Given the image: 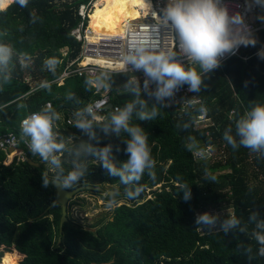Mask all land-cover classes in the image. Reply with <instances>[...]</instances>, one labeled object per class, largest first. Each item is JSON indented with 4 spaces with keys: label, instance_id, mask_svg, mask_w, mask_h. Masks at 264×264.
Instances as JSON below:
<instances>
[{
    "label": "trees",
    "instance_id": "trees-1",
    "mask_svg": "<svg viewBox=\"0 0 264 264\" xmlns=\"http://www.w3.org/2000/svg\"><path fill=\"white\" fill-rule=\"evenodd\" d=\"M88 1L13 0L0 7V132L30 136L43 119L24 129L21 121L46 102L55 123L65 116V144L42 137L29 152L39 165L16 161L19 151L8 161L0 149V263L264 264V30L246 42L241 57L192 82L200 98L194 107L166 104L156 90L139 93L130 73L110 72L104 88L118 111L105 109L100 120L88 116L79 128L66 119L85 115L100 95L88 76L58 79L82 50L71 33ZM201 106L207 119L196 122ZM223 123L233 127L230 143ZM53 143L61 155L51 156L48 167L41 153ZM193 145H217L225 154L197 161ZM55 179L69 190L116 185L115 195L101 198L128 202L114 205L95 231L77 224L68 204L61 233ZM91 190L100 193L84 192ZM202 200L216 203L204 207ZM199 209L232 213L195 220Z\"/></svg>",
    "mask_w": 264,
    "mask_h": 264
},
{
    "label": "built area",
    "instance_id": "built-area-1",
    "mask_svg": "<svg viewBox=\"0 0 264 264\" xmlns=\"http://www.w3.org/2000/svg\"><path fill=\"white\" fill-rule=\"evenodd\" d=\"M150 10L139 9V18L129 22L123 35H101L94 40L87 37L90 0L78 9L81 22L72 36L82 45L78 57L63 70L59 83L71 74L90 77L99 98L87 107V113L68 117L70 125L82 127L88 116L101 119L102 112L118 105L110 102L104 80L110 72H128L139 93L158 91L166 104H178L181 109L200 103L193 93L192 82L215 66L232 57H241L246 42L264 30V0H147ZM154 13L155 16L152 15ZM199 63L202 71L192 69ZM52 108L46 102L40 112L30 113L21 121L24 129L42 120L47 129L58 128ZM204 106L200 107L196 122L207 119ZM94 120V119H93ZM1 123V121H0ZM11 148L9 151L8 149ZM0 149L9 161L11 152L19 151L16 161L29 157L34 145L29 135L16 129L0 132ZM54 149L44 155L51 157Z\"/></svg>",
    "mask_w": 264,
    "mask_h": 264
},
{
    "label": "rangeland",
    "instance_id": "rangeland-1",
    "mask_svg": "<svg viewBox=\"0 0 264 264\" xmlns=\"http://www.w3.org/2000/svg\"><path fill=\"white\" fill-rule=\"evenodd\" d=\"M12 1L13 0H9L6 4H4L1 7L9 5ZM129 1L130 0H128V1L122 0V3H123L122 6L130 5L129 7H131V4H130L131 1L130 2ZM133 4H138V3L133 2ZM93 14H92V16H93ZM92 16H91V21H92ZM91 21L89 23V29L90 30H91ZM90 35L91 34L88 33L89 38H90ZM67 50H68L67 48L63 49L64 54H66ZM194 64H196V67H193V69H192L193 73L194 74L200 73L202 71L201 65L199 63H194ZM230 114H233V113L229 112L228 115H230ZM93 119L94 120H100L99 118H94V117H93ZM64 120H65V116L60 115V119L58 120V123H57L58 129L52 133H49V131H47L43 126L34 130L32 132V134L30 133L31 134L30 135L31 141L33 143H35L37 141V139L39 140L42 137H43L42 138L43 142H46L45 140H47V141L54 140V139L58 140L60 138L61 142L63 144H65V141H64L65 139H63V135L61 134V132H62L61 125H63ZM242 122L244 124V120H242ZM197 125H199V124H197ZM244 126H246L248 128L249 123L247 122V120L245 121ZM230 127H232V126H230L228 123H223L221 125V129L223 130V138H224V140L228 141L227 143H230L234 140L232 138V136H234V138H235V133H234V130L232 129L233 127L232 128H230ZM41 134H42V136L39 137V135H41ZM230 135H232V136H230ZM37 136H38V138H37ZM74 139L75 138L70 137V138L66 139V142H72ZM57 148H58V146H56L55 143H53L52 145H49L46 148L45 152H48L49 149H54L56 152ZM222 148L218 147L217 145H209V146L193 145L192 146L196 160L208 162V163H211V161L219 159V158L223 159L225 152L223 151ZM13 152L14 151H12L11 154H13ZM60 155L61 154H58V155L54 154L53 158H55L54 156L57 157ZM53 158L51 157L48 160H46L45 165L49 167V164H51ZM207 172H209V171H207ZM216 172H219V171L216 170ZM94 188H96V187H94ZM116 188H117L116 185L102 184V186L97 187V190H96V191H100V193L93 192L92 190L88 191V192H84V191L79 192L69 202V204L72 203V208H71L72 219L74 221H76L77 224L82 225L84 228H87L88 230H91V231H95L96 229H95L94 225L97 224L98 222L103 221L105 218H107L108 214L111 212L114 205L126 204L128 202L127 199H125V198H121L120 200H118L117 202H114V203L111 201L103 200L101 198V195L102 196H106L107 194L115 195L117 193L115 191ZM112 189H114V190H112ZM110 191H113L114 193L110 194L109 193ZM150 197L151 196H149V198ZM204 202H205L204 207H210L208 205H213V203H216V201H214V200L212 201L211 204H208L209 203L208 200H205V201L202 200L201 201V203H204ZM208 209H210V208H208ZM212 213H213L214 218L223 219V217H225L226 214H229V216H230V213H232V211H230L229 209H226V210L219 209V210H215L213 212H209V215H208V212L200 211V209H199L194 213V219L195 220H200V219L201 220H204V219L208 220L212 216V215H210ZM215 224L217 225L216 222H215ZM210 226H211V224H210ZM1 253H2V249H0V257L2 255Z\"/></svg>",
    "mask_w": 264,
    "mask_h": 264
},
{
    "label": "bare ground",
    "instance_id": "bare-ground-1",
    "mask_svg": "<svg viewBox=\"0 0 264 264\" xmlns=\"http://www.w3.org/2000/svg\"><path fill=\"white\" fill-rule=\"evenodd\" d=\"M8 1L0 0V7ZM108 1L113 5L115 4L113 0ZM90 5L88 11L89 23L92 14L95 12L92 16L91 30L88 23L89 34H91L90 40H94L101 35H123L128 28L129 22L139 18V9L150 10L149 3L148 5L138 4L129 8L128 6L122 7L121 3L111 6L107 5V0H93ZM152 15L155 16L154 13Z\"/></svg>",
    "mask_w": 264,
    "mask_h": 264
},
{
    "label": "water",
    "instance_id": "water-1",
    "mask_svg": "<svg viewBox=\"0 0 264 264\" xmlns=\"http://www.w3.org/2000/svg\"><path fill=\"white\" fill-rule=\"evenodd\" d=\"M109 107H110V104L107 106V108H109ZM8 150L10 151L11 148H9ZM25 160L36 165V166L39 165L38 162L33 161V159L30 157L25 159ZM53 185L55 186L56 192H57V196H56V199L54 201V204H60L62 206V217H61V221H60V231L62 233L63 225L68 220V218H67L68 204H69L70 200L73 199L75 197V195H77L81 191H84L87 189H97V188L90 187V186H81L77 189L69 190V189H66L64 187V185L61 183V181H59L58 179L53 180ZM109 193L111 194L114 192L110 191ZM93 264H99V263L94 262Z\"/></svg>",
    "mask_w": 264,
    "mask_h": 264
},
{
    "label": "crops",
    "instance_id": "crops-1",
    "mask_svg": "<svg viewBox=\"0 0 264 264\" xmlns=\"http://www.w3.org/2000/svg\"><path fill=\"white\" fill-rule=\"evenodd\" d=\"M113 2H115V4L113 5L111 2H109L108 0H107V5H111V6H115V5H117L118 3H121V4H123L122 3V0H113ZM130 2V1H129ZM130 4H131V7L132 6H134V5H137V4H133V2H130ZM133 4V5H132ZM146 4V3H145ZM148 5V4H147ZM126 6H130V5H125V6H122V7H126ZM131 7H129V8H131Z\"/></svg>",
    "mask_w": 264,
    "mask_h": 264
},
{
    "label": "clouds",
    "instance_id": "clouds-1",
    "mask_svg": "<svg viewBox=\"0 0 264 264\" xmlns=\"http://www.w3.org/2000/svg\"><path fill=\"white\" fill-rule=\"evenodd\" d=\"M33 143V142H32ZM33 145H34V143H33ZM34 148H35V146H34ZM46 152L45 151H43L41 154L44 156V157H46L47 158V160L49 159V158H51V157H48V156H45L44 154H45ZM55 154H56V152H55ZM29 158V157H28ZM31 158V157H30Z\"/></svg>",
    "mask_w": 264,
    "mask_h": 264
}]
</instances>
